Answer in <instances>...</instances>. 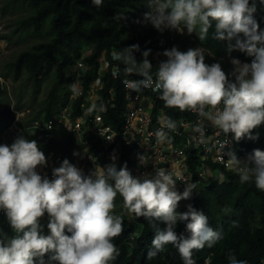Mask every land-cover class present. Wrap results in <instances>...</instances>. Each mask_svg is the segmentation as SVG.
<instances>
[{
	"label": "clouds",
	"instance_id": "9594fccd",
	"mask_svg": "<svg viewBox=\"0 0 264 264\" xmlns=\"http://www.w3.org/2000/svg\"><path fill=\"white\" fill-rule=\"evenodd\" d=\"M91 2L99 8L103 0ZM148 7L142 22L158 31L172 29L183 34L187 29L203 42L214 23V38L228 41L229 52L239 50L253 59L241 63L233 58L230 80L220 63H206L203 47L187 51L173 47L162 53L167 59L158 64L154 77L148 59L151 50L144 51L143 60L138 62L133 53L140 50L139 45H131L111 53L112 60L125 65L126 75L142 77L124 80L126 88L135 92L150 88L166 108L197 113L223 135L232 134L237 142L245 137L257 139L252 132L264 124V30L255 18V0H148ZM113 75L118 76L119 71ZM165 123L169 130H176L175 121L169 118ZM197 131L201 133L199 142L204 143L203 129ZM157 137L164 140L166 134L159 131ZM146 159L140 157L141 163ZM239 159L228 153L227 163L234 167L240 182L252 181L264 192V151L255 149L242 158L244 162ZM46 165L47 158L36 140L18 136L10 145L0 144V210L17 233L6 241L0 238V264H45L49 253V260L57 264H110L119 255L113 240L123 232L122 218L113 214L117 195L122 197L129 217L135 215L131 219L144 217L164 225L153 224L155 251L149 256L171 244L184 264H195L194 250L211 248L222 238L203 212L191 205L185 212L176 211L181 200L190 199L195 185L187 184L172 167L158 168L154 177L141 180L132 176L126 164L117 168L112 163L86 176L65 159L49 179L37 171ZM177 181L186 185L182 193L177 190ZM46 214L48 235L41 233L40 225ZM179 222H186L188 236L175 231ZM136 235L134 231L132 236ZM229 260L230 264H247L235 256Z\"/></svg>",
	"mask_w": 264,
	"mask_h": 264
},
{
	"label": "trees",
	"instance_id": "16d2710c",
	"mask_svg": "<svg viewBox=\"0 0 264 264\" xmlns=\"http://www.w3.org/2000/svg\"><path fill=\"white\" fill-rule=\"evenodd\" d=\"M21 4L28 5L31 13L19 20V28L36 34H44L47 38L39 41L30 49L22 52L16 60L10 63L11 69L15 71L16 78H20L27 71L31 79L40 84L44 77L51 72L56 73V79L52 89L40 111L33 115L34 118L45 113L47 117L54 116L60 109L70 102V86L74 80L68 76L69 69L74 66L77 59L82 56L86 46L91 45L89 55L86 58L88 69L83 78L85 94L89 92L100 68V58L103 54H110L113 49L122 51L131 45H139V51L133 53L136 60L142 61V53L151 50L148 59L153 65L152 72L156 73L158 62L151 58L155 52H162L172 46V38L176 30L165 29L163 32L156 30L151 24L141 25L139 31L131 33L133 23L142 19L140 13L144 10V0H103L102 5L97 8L91 0H15ZM252 0H250V3ZM257 12L255 18L259 22L260 29L264 30V4L255 0ZM116 17H120L117 19ZM144 26V27H143ZM215 25L209 29L206 40L200 45L210 50L214 57L207 61L209 65L217 62V58L232 53L251 60L253 57L239 50L228 51V41H219L214 38ZM234 43V41L232 42ZM198 48V47H197ZM205 54H207L205 52ZM122 73L120 79H114L111 72L103 76L104 86L99 93L108 98L111 89L116 95L112 99L116 102L115 108H110L105 114V119L122 130L125 119L126 99L122 79L140 76L126 75L125 65L120 62ZM228 67V66H227ZM226 67V68H227ZM223 69V68H222ZM233 79L231 73L233 68L224 69ZM1 87V82H0ZM156 99L155 118L160 111L167 119L177 124L181 119H193L194 115L189 111L181 112L179 109L166 108L159 94L154 93ZM85 96L74 102L76 113L81 112V103ZM3 105L0 97V108ZM16 118V113L8 106L0 109V120H6V127ZM29 124V123H28ZM28 124L25 126L27 127ZM5 127V128H6ZM28 132L29 140H36L40 150L44 153L55 151L62 153L64 160L73 161L76 152V137L73 132L66 129H52L45 131ZM257 139L243 138L236 142L239 147L237 158H245L253 153L255 149L264 151V124L252 132ZM1 142V141H0ZM180 139L177 138L176 143ZM234 149V148H233ZM232 149V150H233ZM233 152V151H232ZM190 164L192 169L198 165V156L191 150ZM131 166L130 150L123 153L120 167ZM186 201L183 212L191 205L197 211L203 212L208 217L209 226L222 234V238L211 248L205 246L202 250L193 251L195 264H204L208 254L213 252L211 264H230L229 257L235 256L237 260H249L259 262L264 258V192L255 187L254 182L241 183L237 172L227 171L226 178L220 182L211 179L203 183L195 184L190 199ZM179 202V203H180ZM178 203V204H179ZM114 215L120 216L123 221V232L113 240L119 255L110 264H184L178 250L171 244L164 247L162 251L154 256H149L155 251L152 240L155 234V223L157 227L163 228V224L150 222L144 217L131 219L129 213L123 206V199L117 195L115 200ZM49 220L41 218V233L49 234L47 228ZM136 231L134 237L132 233ZM178 235L188 236L186 222H179L175 228ZM70 235V233H66ZM7 217L0 215V238L10 239L16 236ZM44 257L45 264H57L50 261L49 256ZM38 264V261H37Z\"/></svg>",
	"mask_w": 264,
	"mask_h": 264
},
{
	"label": "built area",
	"instance_id": "2783aa9c",
	"mask_svg": "<svg viewBox=\"0 0 264 264\" xmlns=\"http://www.w3.org/2000/svg\"><path fill=\"white\" fill-rule=\"evenodd\" d=\"M197 47H203L207 54L211 53V56H214L204 46L199 44ZM171 48L173 45L166 50ZM91 49V45L86 46L82 56L69 69L68 76L74 80L70 86L71 94L68 105L52 117L43 114L34 118L31 115L27 127L22 126L21 123V116L24 115L18 113L16 118L5 128L6 136L16 139L18 136H23L26 130L35 133L36 131L66 129L75 134V154L78 157L82 156L84 161L94 165L95 169L106 168L112 163L120 168L123 153L130 150L132 164L128 170L134 178L141 180L145 177H154L158 168L171 170L172 167L181 173L187 184L194 185L197 181L203 183V181H210L211 179L222 182L220 177L223 176V181L225 180L226 170L236 172L234 167L227 163L228 153L232 152L237 142L233 139L232 134L223 135L210 121L192 111L189 112L194 115L193 119H181L175 131L169 130L165 123L167 118L162 111H160L158 118H155L157 102L154 93L156 92L150 88H141L135 92L126 88L123 82L126 79L140 80L139 78L127 77L122 79L126 99L123 129L119 130L114 124L108 122L105 119V114L110 108L116 107V102L112 101L116 93L114 89H111L108 98L104 99L99 90L104 86L103 76L105 73L111 72L114 79H120L122 73L120 62L112 60L111 56L113 51L119 50L113 49L110 54L105 53L101 56L97 77L89 92L85 94L83 78L88 69L86 58ZM164 51L153 53L151 58L158 63L166 60L167 58L162 55ZM220 58L224 60L223 63H226V66L232 67L231 60L233 58L240 60L241 63H251L250 60L236 57L230 53ZM117 71H119V75L114 76L113 73ZM155 74L152 72L154 77ZM82 96H85V99L81 103V112L76 113L74 102ZM197 128L203 129L204 143L199 142L201 133L197 131ZM159 131L166 134L164 140L157 137ZM178 137L180 142L176 143ZM226 141L228 143L224 146ZM192 149L199 158V163L194 169L190 164ZM44 154L47 158V165L38 167L37 171L42 176L52 179L53 169L62 164L64 157L62 153L55 151ZM140 157H146V163H141ZM78 163L77 158L76 164ZM185 187V183L177 181L179 192L182 193ZM0 215L7 217L3 210H0ZM130 215L135 216L134 214ZM45 218H49L47 214ZM45 218L43 217V219ZM211 261L212 254L206 257L204 264H211ZM245 261L247 264H264V259L257 263Z\"/></svg>",
	"mask_w": 264,
	"mask_h": 264
},
{
	"label": "rangeland",
	"instance_id": "374dc122",
	"mask_svg": "<svg viewBox=\"0 0 264 264\" xmlns=\"http://www.w3.org/2000/svg\"><path fill=\"white\" fill-rule=\"evenodd\" d=\"M31 11L28 5L21 4L15 0H0V97L3 102L0 109L8 106L16 115L18 113L24 115L21 116L22 126H26L29 122V117L37 114L43 108L56 79V73L53 71L46 75L40 84H37L34 79L30 78L27 71L20 78H16L15 71L10 67V63L16 60L22 52L47 38L46 32L44 34H36L19 28V20L27 17ZM148 11H150L148 0H144V10H141L140 13L143 16ZM137 21H141V23ZM137 21L133 23L131 33L139 31L143 24L146 26L150 24L143 23V17ZM197 40L196 33L189 35L187 29H185L183 34L178 33V31L175 32L172 45L181 51H187L189 48H197L196 46L199 45ZM210 57L213 56L206 54L205 61H210ZM216 60L221 64L223 70L231 69L230 66L227 67V64L223 63L224 60L222 58H217ZM5 125L6 120H0V141L2 144L10 145L15 139L5 135ZM23 136L27 139L29 136L28 132L25 135L23 134ZM232 151L237 157L239 147L234 146ZM77 158L79 160L78 164H76ZM245 160L242 159L243 162ZM69 162L82 170L86 176L95 171L94 165L85 162L82 156L78 157L75 154L73 161ZM185 206L186 201L180 202L176 211L183 212ZM44 220L49 219L45 218Z\"/></svg>",
	"mask_w": 264,
	"mask_h": 264
}]
</instances>
